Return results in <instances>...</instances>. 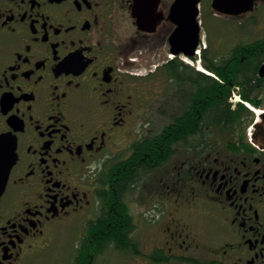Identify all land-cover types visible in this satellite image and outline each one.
<instances>
[{"label": "flooded vegetation", "instance_id": "flooded-vegetation-1", "mask_svg": "<svg viewBox=\"0 0 264 264\" xmlns=\"http://www.w3.org/2000/svg\"><path fill=\"white\" fill-rule=\"evenodd\" d=\"M154 1L139 18L135 0H0V156L14 152L0 194V264H32L68 221L84 232L51 262L81 264L88 224L113 186L111 166L187 109L188 82L164 69L175 59L188 63L169 55L175 0ZM216 13L263 16L264 31V0L239 14ZM214 67L230 80L232 110L248 101L257 112L246 106L243 122L223 120L208 139L202 127L181 140L176 182L171 145L164 161L139 172L122 194L132 228L130 243L118 247L129 254L121 264H264V55H218ZM157 105L166 119L158 132L146 120ZM136 166H121L117 178ZM135 190L138 205L150 203L146 190L151 198L144 222L131 207Z\"/></svg>", "mask_w": 264, "mask_h": 264}, {"label": "trees", "instance_id": "trees-1", "mask_svg": "<svg viewBox=\"0 0 264 264\" xmlns=\"http://www.w3.org/2000/svg\"><path fill=\"white\" fill-rule=\"evenodd\" d=\"M227 55H264V37L248 43L240 42ZM200 57L204 68L214 73L216 77L179 59L173 60L169 66L164 67L176 80L188 82L187 109L174 113L173 124L170 127H165L155 140L142 142L138 147L142 149L141 151L136 147L137 153L134 152L126 160L116 162L111 166L108 175L109 182L113 186L109 191L104 192L102 215L88 224L87 234L81 243L82 246L87 247L83 248V251L80 248L77 255L78 262L81 264H87L88 261L89 264H95L97 257L105 252L111 244L118 249L120 245L127 246L130 243L131 238L128 232L132 228L131 217L127 204L122 200V194L138 180L139 172L148 171L152 169L153 165H158L166 159L165 148L168 149V146L171 145L170 152L176 154L179 142L181 140H184L185 143L188 142L190 134L201 130L202 127L204 131L208 130L204 132V137L208 139L221 121L236 117L239 122H243L249 114L250 110L245 105L240 106L237 110H232L229 102L232 92L230 80L224 77L219 78L214 67L215 57L211 56L209 46L201 49ZM183 122L185 126L182 125ZM235 128L234 126L220 127V129L228 131ZM168 135H171V142L166 140ZM160 150H163L162 153L159 152ZM145 151L150 153L146 158L142 154ZM139 153L142 154V157H138ZM132 160L137 164L135 170L127 169L123 173V179H118L120 167L128 165Z\"/></svg>", "mask_w": 264, "mask_h": 264}, {"label": "rangeland", "instance_id": "rangeland-1", "mask_svg": "<svg viewBox=\"0 0 264 264\" xmlns=\"http://www.w3.org/2000/svg\"><path fill=\"white\" fill-rule=\"evenodd\" d=\"M201 4L203 11L199 17V19L202 21V43L200 47L202 49L203 47L209 46L211 49V56L213 57L218 55H227V53H229L236 44L240 42L248 43L251 42L252 39L264 35V31H262L257 25L258 23H263V16H257V18L254 17V19L250 16L228 17L214 12L211 9V0H202ZM200 55L201 54H198V59ZM188 62L190 65H195V68L197 69L198 66L201 65L199 61L192 62L190 59H188ZM150 87L151 90L155 88L151 85ZM161 108V105H157L158 110L146 116V120L148 119L154 121L150 126H152L156 132L161 130L162 125L166 123V119L159 112V109ZM145 124L146 123L143 122L141 126H145ZM184 153L185 149L182 146H178V155L174 158L171 167L173 171V182H176V175L178 174L175 168L183 161ZM145 180V183L147 184L156 183V179L154 177H148ZM139 194L140 193H138L136 190L134 193H131L133 198L136 200V203H132L131 207L133 214L138 213L135 215L136 218L138 217V222H144L145 220L142 218V216H151L152 210L151 212L144 211L145 209H151L150 206H152V203L151 198L147 197L148 192L146 190L143 193L145 195L144 199L145 202L150 203H148L147 206H145L144 203L138 205L137 200L141 198L138 197L140 196ZM72 225L73 222L70 221L64 223L62 225L61 235L57 239L53 240L51 242L50 248L36 257L32 264H52L51 261L59 254L61 255V253L68 249V247L71 245V243L69 244L68 242L73 241V243H76L77 240H79V235H82L84 230L73 229ZM65 243H68L69 245L67 244L64 246ZM128 255L129 254L127 252L120 251L112 246L109 247L101 256L97 257L95 264H121L123 260H128Z\"/></svg>", "mask_w": 264, "mask_h": 264}, {"label": "water", "instance_id": "water-1", "mask_svg": "<svg viewBox=\"0 0 264 264\" xmlns=\"http://www.w3.org/2000/svg\"><path fill=\"white\" fill-rule=\"evenodd\" d=\"M146 0H135L133 16L139 18L145 17ZM201 0H175L169 18L176 27L169 37L171 44V53L175 55L184 54L189 57L196 55V50L200 46L201 36V22L199 19L200 9L199 3ZM255 0H213V7L216 12L226 14H239L253 9ZM152 2V0H148ZM154 2H157L154 1ZM155 6V3L154 5ZM151 7L150 5L147 6ZM154 30V27H150ZM3 140L2 138H0ZM1 142V141H0ZM14 162V152L12 156L10 152L4 156H0V194L5 188L6 181L9 175L10 168Z\"/></svg>", "mask_w": 264, "mask_h": 264}, {"label": "built area", "instance_id": "built-area-1", "mask_svg": "<svg viewBox=\"0 0 264 264\" xmlns=\"http://www.w3.org/2000/svg\"><path fill=\"white\" fill-rule=\"evenodd\" d=\"M247 105H250L248 102H245Z\"/></svg>", "mask_w": 264, "mask_h": 264}, {"label": "bare ground", "instance_id": "bare-ground-1", "mask_svg": "<svg viewBox=\"0 0 264 264\" xmlns=\"http://www.w3.org/2000/svg\"><path fill=\"white\" fill-rule=\"evenodd\" d=\"M204 68V67H203Z\"/></svg>", "mask_w": 264, "mask_h": 264}]
</instances>
